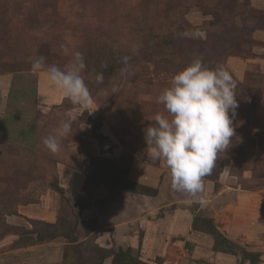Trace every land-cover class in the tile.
I'll list each match as a JSON object with an SVG mask.
<instances>
[{"label": "rangeland", "instance_id": "obj_1", "mask_svg": "<svg viewBox=\"0 0 264 264\" xmlns=\"http://www.w3.org/2000/svg\"><path fill=\"white\" fill-rule=\"evenodd\" d=\"M254 27H264V7L256 9L249 0H0V74L13 76L11 97L24 99L14 109L37 122L44 137L61 122L71 124L57 153L43 146L21 171H0V237L17 235L9 246L39 245L45 262L37 257L36 264H86L104 253L94 244V229L103 224L112 230L125 221V232L136 238L129 254L138 251L141 264H163L191 259L192 247L199 255L225 247L215 245V228L237 254L219 251L216 262L199 264H246V258L239 262L242 251L259 254L258 264H264V73L254 68L242 81L233 77L235 136L203 178V193L193 197L171 189L170 170L147 155L144 133L157 113L168 115L158 96L174 74L200 57L209 67L225 66L226 56L245 51V33ZM74 51L84 56L81 75L93 103L85 109L65 98L48 113L38 112L32 61L43 57L64 68ZM125 56L128 73H122ZM55 158L80 172L83 182L70 191L72 198L63 187L56 190ZM47 188L56 195L49 201L53 221L24 216L19 224L5 222L4 214H18L17 204ZM144 231L153 238L142 259Z\"/></svg>", "mask_w": 264, "mask_h": 264}, {"label": "clouds", "instance_id": "obj_2", "mask_svg": "<svg viewBox=\"0 0 264 264\" xmlns=\"http://www.w3.org/2000/svg\"><path fill=\"white\" fill-rule=\"evenodd\" d=\"M48 27L45 25L43 30L47 31ZM184 35L194 38L199 33ZM60 47L65 48L63 44ZM129 59L122 58L125 65L122 73L129 72ZM85 68L83 54L74 51L64 68L48 65L40 57L32 61L30 72H44L65 98L87 109L93 98L81 75ZM102 82L103 76H97V83ZM235 89L236 82L223 64L209 67L200 57L174 74L170 86L158 96V103L164 105L168 115L157 113L154 125L144 129L147 155L153 161L166 163L174 192L193 197L203 193V178L211 174L218 154L230 147L235 136L233 118L239 106ZM117 91L115 87L112 89L113 94ZM70 132L71 124L61 122L55 133L44 137L42 143L50 152L57 153L61 138Z\"/></svg>", "mask_w": 264, "mask_h": 264}, {"label": "crops", "instance_id": "obj_3", "mask_svg": "<svg viewBox=\"0 0 264 264\" xmlns=\"http://www.w3.org/2000/svg\"><path fill=\"white\" fill-rule=\"evenodd\" d=\"M249 1L251 6L256 9L264 7V0ZM225 66L237 81L245 79V75L249 69H259L260 72L264 73V27H255L250 33V39L245 46V51L226 56ZM12 78L11 74H0V171L8 168L10 170L19 169L21 171V169L25 168V165L29 166V163L34 159V152L44 146L42 143L44 136L38 129V123L33 124L32 121L25 119V116L13 107L17 104L23 105L24 99L20 94H17L18 96H15V98L11 97ZM64 99L65 97L51 85L44 72L36 74L34 103L38 112L48 113V109L54 108L55 105H60ZM54 165L59 186L63 187L67 197L72 198V195L76 194L70 191L77 189L82 184L81 182H83L80 172L75 166H69L58 158H55ZM44 170L45 168L42 169V171ZM42 180L44 179L41 178ZM33 181L31 180V182ZM37 181H40V179H37ZM50 191L47 188L45 191L39 192L36 198L28 200L29 202L17 204L16 209L18 214H4L5 222L19 224V219L24 216L26 218H40L47 219L50 222L53 221L55 217L53 212L50 211L49 201L52 202L56 198V195L51 194ZM224 216L227 215L221 212L220 217L223 218ZM170 218L172 219V217ZM97 221L100 223V219ZM170 223L172 224V222ZM126 224L125 221L117 223L112 230L104 229L103 224L101 227H96L94 229L96 234L94 238L95 243L102 248H114L113 244L122 248L128 245L134 248L136 238L127 231L125 232V228H128ZM188 229L190 232H196L191 226H188ZM228 229H225L226 233H229ZM199 233L202 234V232ZM16 238L17 235L13 233H7L0 237V264H36L37 257L40 259L39 262H45L43 256L35 248L39 245L9 246ZM152 238L149 236L148 231H144L141 241V249H143L141 250L142 259H145L143 252L145 248H149V239ZM52 243L50 242V244ZM168 250L174 254L171 248ZM185 250L188 252L187 248ZM181 251H184V249L182 248ZM189 251H192L193 254L191 259L184 261L178 259L175 263H169L166 260L163 264H199L198 260L216 262L217 260L214 259L221 253L214 251L212 247L210 248V255H205V253L199 255L196 247L195 249L193 247L190 248ZM110 262L111 256L104 258L101 264H110Z\"/></svg>", "mask_w": 264, "mask_h": 264}, {"label": "trees", "instance_id": "obj_4", "mask_svg": "<svg viewBox=\"0 0 264 264\" xmlns=\"http://www.w3.org/2000/svg\"><path fill=\"white\" fill-rule=\"evenodd\" d=\"M254 28H251L250 30L248 29L247 33H245L248 37V40L250 39V33L252 32V30ZM245 31L246 30H244V32ZM242 35L243 34L237 35L235 37L237 42H240ZM244 49L245 48H243V50ZM11 95H12V93H11ZM15 96H14V98H15ZM55 183H56V190L62 191V188L59 187L57 181H55ZM46 225L50 226L51 224L47 223ZM211 233L214 236V243H215V245H217V247H219V246L222 247L223 245H225V247H223L221 249L213 248L214 251H221V252H225V253L237 254V252L235 251V247H234L233 243L230 242L229 239H227L226 236H224L220 231L213 228ZM94 244H96V243H94ZM97 248H99L100 251H103L104 253L101 252L103 254H98V259L96 262H91V263H86V264H101L103 259L106 257H109V256H111L110 264H141L142 263V261L139 257L138 251L133 255L129 254L133 250V248L131 246H128L125 249H123L122 247H117L116 251L112 250L114 248H102L100 246H98ZM244 258L247 259L246 264H258L260 262V255L257 253H249L248 251H242L241 252V259L239 262H241L242 259H244Z\"/></svg>", "mask_w": 264, "mask_h": 264}]
</instances>
